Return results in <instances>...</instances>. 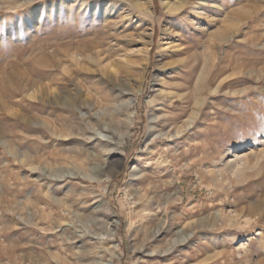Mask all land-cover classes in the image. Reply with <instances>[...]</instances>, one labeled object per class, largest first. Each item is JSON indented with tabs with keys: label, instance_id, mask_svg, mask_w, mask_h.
<instances>
[{
	"label": "rangeland",
	"instance_id": "obj_1",
	"mask_svg": "<svg viewBox=\"0 0 264 264\" xmlns=\"http://www.w3.org/2000/svg\"><path fill=\"white\" fill-rule=\"evenodd\" d=\"M162 1L0 0V264H264V0Z\"/></svg>",
	"mask_w": 264,
	"mask_h": 264
},
{
	"label": "bare ground",
	"instance_id": "obj_2",
	"mask_svg": "<svg viewBox=\"0 0 264 264\" xmlns=\"http://www.w3.org/2000/svg\"><path fill=\"white\" fill-rule=\"evenodd\" d=\"M126 1V0H125ZM188 0H175V1H171V0H163L162 1V3H163V5H164V8H165V11H167V12H178V11H180L181 10V8L183 9V5H185L184 3H186ZM132 3H133V5L141 12V14H142V12H145V13H147V12H149V7L151 6L150 4V6L149 5H147V3H150V0H132ZM188 3V2H187ZM106 4V3H105ZM129 4V3H128ZM130 5V4H129ZM108 6H109V4H108ZM107 6V7H108ZM149 6V7H148ZM97 7V5L94 3L93 5H92V9H93V11H95L94 9ZM107 7L105 8V10L103 11V13H105L106 12V14H107ZM194 7V6H193ZM39 8V7H38ZM91 9V8H90ZM91 9V10H92ZM90 10V11H91ZM110 10V9H109ZM114 10V9H113ZM112 10V11H113ZM111 11V10H110ZM111 11V12H112ZM182 11V10H181ZM131 12V11H130ZM152 13V12H151ZM92 14V13H91ZM105 14V15H106ZM140 14V13H139ZM105 15H104V17H105ZM143 15V14H142ZM92 16V15H91ZM93 17H94V15H93ZM100 45V44H99ZM95 46H98V44H97V42H95ZM149 46V45H148ZM144 52L145 53H147L148 52V48H147V46L145 47V50H144ZM93 87V86H92ZM88 88V87H87ZM90 88V87H89ZM99 88V87H98ZM101 88V87H100ZM121 89V88H120ZM94 90H96L95 88H94ZM113 90H116V89H114L113 88ZM101 91V90H100ZM109 91H112V90H108V92H106V94H105V97L103 98V99H101V103H103L104 102V106L102 107L103 109H102V113L103 114H106V113H111V116L110 117H112V115H117V114H125V116H126V120L128 119V121L131 123L132 121H133V117H134V109H132V106L134 105V99L133 98H128V99H118V97L119 96H121V94L120 93H115L116 91H114V93L113 92H109ZM125 91H127V90H125ZM138 91H139V89H138ZM101 94H102V92H101ZM98 97V96H97ZM126 97V96H125ZM96 98V97H95ZM99 98V97H98ZM101 98V97H100ZM123 98V97H122ZM66 99H67V102L68 103H71L72 104V102L71 101H73L74 99H72L71 97H70V95H68L67 94V97H66ZM86 99V98H85ZM84 99V101L82 100V99H80V100H82V101H80L79 103H80V105L79 106H82V107H87L88 109H90L91 108V105H90V102L89 101H87V100H85ZM47 103V102H46ZM78 104V103H77ZM102 106V105H101ZM70 107V106H69ZM79 109V108H78ZM76 110V109H75ZM74 112V111H73ZM99 112H100V110H99ZM93 114V113H92ZM93 115H95V113L93 114ZM67 117V116H66ZM82 117H84V114L82 115ZM62 118V117H61ZM95 118V117H94ZM104 118V117H103ZM69 119V118H68ZM87 119V118H86ZM110 119V118H109ZM112 119H113V117H112ZM119 119V118H118ZM66 120V119H65ZM90 120V119H89ZM61 121V120H60ZM105 121V120H104ZM109 121H111V120H109ZM115 121V120H114ZM116 121H117V119H116ZM120 120H118L117 122H119ZM122 122V121H121ZM123 122H125V121H123ZM128 122V123H129ZM134 122V121H133ZM120 123V122H119ZM96 123H94V125H95ZM99 124V123H98ZM113 124H114V122H113ZM56 125V124H55ZM61 125V124H60ZM100 125H101V122H100ZM115 125V124H114ZM83 126V125H82ZM101 126H103V127H105V128H107V129H109V123H106V121H105V123H103ZM129 126V125H128ZM88 127V126H87ZM97 127H98V125H97ZM118 127V126H117ZM54 128V127H53ZM89 128V127H88ZM90 128L91 129H93L94 128V126L91 124L90 125ZM126 128V127H125ZM131 128V127H130ZM106 129V130H107ZM129 129V128H128ZM108 131V130H107ZM92 132V131H91ZM94 132V131H93ZM85 133V132H84ZM86 133H88V132H86ZM85 133V134H86ZM90 133V132H89ZM96 133V132H95ZM102 134V137H104V138H106V139H108L109 138V136L108 135H110V134H106V133H101ZM91 135V134H90ZM54 136V135H53ZM58 136V135H57ZM60 136V135H59ZM71 136V135H70ZM84 136V135H83ZM65 137V136H64ZM71 137H73V136H71ZM80 137V136H79ZM92 137V136H91ZM63 138V137H62ZM82 138V137H81ZM78 139V138H77ZM85 142V141H84ZM107 142V141H106ZM73 143V142H72ZM109 143V142H108ZM115 144V143H114ZM113 144V145H114ZM111 145V144H110ZM62 146V145H61ZM64 146V145H63ZM62 146V147H63ZM119 147H114L113 149H111L112 151H115L116 149H118ZM104 151V150H103ZM59 152V151H58ZM116 152V151H115ZM80 153L81 154H86L85 152H83V151H80ZM90 153V152H89ZM237 155V154H236ZM67 156H70V155H68L67 154ZM89 156V155H88ZM238 156V155H237ZM236 156V157H237ZM258 156V157H257ZM259 156H260V153L258 154V155H256V157L259 159ZM262 156V155H261ZM92 157V156H91ZM89 158V157H88ZM263 158V157H262ZM261 158V159H262ZM58 159V158H57ZM91 159V158H90ZM237 159H238V157H237ZM237 159H233L230 163H228V161L226 162V164H224L223 166H224V168L223 169H220V170H218V172H219V174L217 173V175L218 176H221V177H223V175H226V176H241V174L247 169V168H251L253 165H250V161H249V159L247 158V157H242V158H239L238 160ZM258 159H256V160H258ZM59 160V159H58ZM61 160V159H60ZM260 161V160H259ZM68 162V161H67ZM256 162V161H255ZM258 162V161H257ZM76 164V163H75ZM82 164V163H81ZM102 164H104V163H102ZM99 166V165H98ZM82 167V166H81ZM77 168V167H76ZM253 169V168H252ZM255 169V168H254ZM80 170V169H79ZM82 170V169H81ZM248 170H250V169H248ZM80 172H82V171H80ZM84 173V172H83ZM134 174H136V172L135 173H133V175ZM84 175H86V176H91V173H89V172H86V173H84ZM132 175V176H133ZM216 176V175H215ZM239 176V177H240ZM95 178H97V177H95ZM226 179V178H225ZM64 201V200H63ZM63 201H61V203L63 202ZM147 204V203H146ZM253 208H254V206H253ZM253 210V209H252ZM252 212V211H251ZM97 213V212H96ZM217 213V212H216ZM236 213V212H235ZM234 213V214H235ZM232 214V213H231ZM77 215H79V214H77ZM98 215V214H97ZM107 215H109V214H107ZM80 216V215H79ZM91 216H93V215H91ZM100 217H102L101 215H100ZM109 217V216H108ZM84 218H86L87 219V217H84ZM90 219V218H89ZM238 219L239 218H237L236 217V215L235 216H231L230 214L228 215V213H227V215L226 214H224L222 211H219L218 212V215L216 216L215 215V213H214V215L211 213V214H209L207 217H205V218H202V219H200L199 221L200 222H203V221H206V222H209V223H211L212 224V228L213 227H215V222L217 221V220H219V221H223V222H225V221H227L228 222V226L230 225L231 227L232 226H235L236 228H240V227H242L241 226V222H239L238 221ZM247 219V218H246ZM80 220V219H79ZM164 220V219H163ZM77 221V220H76ZM110 221V220H109ZM244 221V220H243ZM94 222L95 223H98V225L101 227V228H104L105 230H106V233H107V236H111V235H113V231L114 230H111V226L110 227H108V226H106V224H104V222L102 221V220H97V219H95L94 220ZM113 222H115V221H113ZM109 223H112V222H109ZM226 223V222H225ZM86 224V223H85ZM115 224H117V222L115 223ZM243 224V223H242ZM86 226V225H85ZM222 226V224L220 225V227ZM226 226V225H225ZM92 227V226H91ZM99 228V227H98ZM162 228V227H161ZM222 228H223V226H222ZM88 229V228H87ZM114 229V228H113ZM100 230V229H99ZM105 232V231H104ZM76 233V232H75ZM81 233V232H80ZM155 234H156V232H154ZM102 235V234H101ZM153 235V234H152ZM75 236V235H74ZM88 236V235H87ZM105 236V235H104ZM103 236V237H104ZM186 237L188 236L187 234L185 235ZM78 237H79V235H78ZM78 237H76V238H78ZM81 237V236H80ZM92 237H93V235H92ZM151 237H153V236H151ZM74 238V237H73ZM90 238H91V236H89L88 237V239L90 240ZM78 241V240H77ZM76 243V242H75ZM180 243V242H179ZM73 244V243H72ZM83 244V243H82ZM81 244V245H82ZM85 244V243H84ZM83 244V245H84ZM98 244V243H97ZM100 244V243H99ZM95 245V244H94ZM93 245V246H94ZM61 246V245H60ZM65 246V245H64ZM173 246H174V244H173ZM173 246H172V249H173ZM57 247V246H56ZM67 247H68V244H67ZM72 247V246H71ZM103 247V246H102ZM102 247H96L95 246V248H93V249H90V250H87V248L85 249V248H81V249H79L77 252V257H76V255H74V254H71V259L69 260V261H66V259L65 258H62L61 256L60 257H58V256H56L55 255V258L57 259V261L59 262V264H112L113 263V257L114 256H116V254L118 253L117 252V249H118V246H117V244L115 245H113V244H111L110 246H107V247H105V248H102ZM89 248V247H88ZM60 249V248H59ZM68 249V248H67ZM72 249V248H71ZM171 248H169L168 246L165 248V249H162L161 251L162 252H167L168 253V251L170 250ZM63 250V249H62ZM70 250V249H69ZM73 250V249H72ZM74 251H76V250H74ZM111 252V254H110V256H108L107 257V252ZM171 251V250H170ZM53 253V252H52ZM59 253V252H58ZM68 253V252H67ZM149 253H151V252H149ZM62 254V253H61ZM163 254V253H162ZM52 255V254H51ZM58 255V254H57ZM60 255V254H59ZM67 255V254H66ZM53 256V255H52ZM54 259V258H53ZM78 259V260H77Z\"/></svg>",
	"mask_w": 264,
	"mask_h": 264
}]
</instances>
